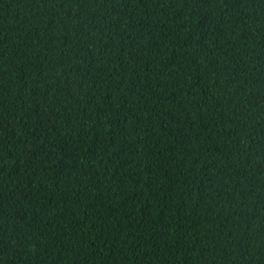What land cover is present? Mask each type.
<instances>
[{
    "label": "trees",
    "instance_id": "obj_1",
    "mask_svg": "<svg viewBox=\"0 0 264 264\" xmlns=\"http://www.w3.org/2000/svg\"><path fill=\"white\" fill-rule=\"evenodd\" d=\"M0 264H264V0H0Z\"/></svg>",
    "mask_w": 264,
    "mask_h": 264
}]
</instances>
